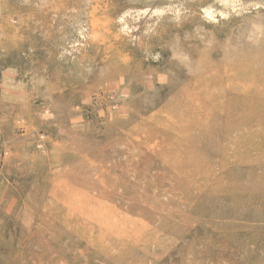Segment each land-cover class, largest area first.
<instances>
[{
  "label": "rangeland",
  "instance_id": "1",
  "mask_svg": "<svg viewBox=\"0 0 264 264\" xmlns=\"http://www.w3.org/2000/svg\"><path fill=\"white\" fill-rule=\"evenodd\" d=\"M0 264H264V0H0Z\"/></svg>",
  "mask_w": 264,
  "mask_h": 264
}]
</instances>
